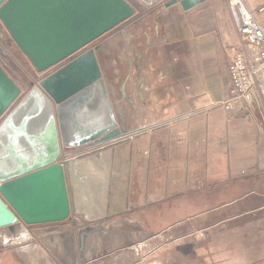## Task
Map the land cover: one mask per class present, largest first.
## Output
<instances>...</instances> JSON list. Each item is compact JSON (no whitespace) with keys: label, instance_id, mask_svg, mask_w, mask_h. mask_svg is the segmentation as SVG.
I'll list each match as a JSON object with an SVG mask.
<instances>
[{"label":"crops","instance_id":"obj_1","mask_svg":"<svg viewBox=\"0 0 264 264\" xmlns=\"http://www.w3.org/2000/svg\"><path fill=\"white\" fill-rule=\"evenodd\" d=\"M244 1L264 26V0ZM140 5L126 34L97 39L96 57L122 130L146 129L71 157L69 218L0 228L1 263L194 264L205 251L208 264H264V104L250 92L222 104L228 64L245 44L237 12L228 0L187 10L166 0L150 7L160 15L154 32ZM197 230L205 240L188 235ZM141 242L152 249L127 251Z\"/></svg>","mask_w":264,"mask_h":264},{"label":"water","instance_id":"obj_2","mask_svg":"<svg viewBox=\"0 0 264 264\" xmlns=\"http://www.w3.org/2000/svg\"><path fill=\"white\" fill-rule=\"evenodd\" d=\"M198 2L179 0L184 10ZM134 13L127 0H0V20L33 69L59 65L24 92L0 64V228L69 218L63 148L122 131L97 46H87Z\"/></svg>","mask_w":264,"mask_h":264},{"label":"built area","instance_id":"obj_3","mask_svg":"<svg viewBox=\"0 0 264 264\" xmlns=\"http://www.w3.org/2000/svg\"><path fill=\"white\" fill-rule=\"evenodd\" d=\"M228 4L237 12L239 18L238 31L245 39V44L231 58L228 64L230 78L229 97L222 104L225 109H230L233 101L244 99L249 92L252 93L257 102L264 104V26L253 16L244 0H228ZM0 25L4 27L1 20ZM0 54L4 55L5 53L1 52ZM145 129V127H140L125 130L114 137L93 140L85 145L72 147L74 148L73 156H83L120 141L133 140L136 135ZM65 154L63 159H69L67 153ZM75 219L78 220V225L84 224L82 219L76 217ZM199 235H202V231H199Z\"/></svg>","mask_w":264,"mask_h":264},{"label":"rangeland","instance_id":"obj_4","mask_svg":"<svg viewBox=\"0 0 264 264\" xmlns=\"http://www.w3.org/2000/svg\"><path fill=\"white\" fill-rule=\"evenodd\" d=\"M128 1L133 3L134 6L136 5L135 7H138L139 4H141L140 7H139V8H141V10L137 12V14H139L138 18H141L140 19L141 21H144L145 23L146 22L148 23V22H150V20H148V21H146V20L148 18H150L151 16L154 17L153 15H156V12H155L156 10L155 9H151L150 7L146 8V6L143 5L139 0H128ZM165 1L163 0V1L159 2L158 5H156V6H160L162 4V2H165ZM156 16L151 19L152 20L151 24L149 23V24L146 25L147 27L149 26L151 28V29L147 28L148 31H154L155 32L157 27L159 28L158 21H160V19H159L160 15H158V17H156ZM134 21L135 20H128V21H125V22L121 23L120 25H118L117 27L112 29L110 32H108V34H105V36H103V37H107V36L111 35L112 33H120L121 32V33L126 34V32H128V30H131L130 26H132ZM145 23L144 24L141 23V27H145ZM158 32H159V29H158ZM8 49H10V51L7 52L6 50H4V53H5L4 55L0 54L1 65H4L9 70V72L15 77L17 83L21 86L22 90L25 92L29 88L28 82H26V79H27L26 78V76H27L26 69L29 68L30 64L27 61V59L24 58L22 55H21V57L18 56L17 58L14 56V54H16V53L22 54L20 52V50L18 49V47L15 45L14 42L9 46ZM11 52L13 54L12 56L10 54ZM19 58H22V60H19ZM22 63H24V65L27 64L26 65V69H25V67H23ZM17 228H18V225L13 224V225H10L7 228H4V230H8L9 229L11 231H15V230H17ZM199 231H202V235H199ZM188 235L191 236V237H194L196 239H201V240L204 239L205 240L206 237H207V231H205V230H197L195 232H190ZM151 243H153V242H149L148 246H146L144 242H141L139 244L137 243L134 246L133 249H127V251L130 252V251H134V250H140L139 251L140 254L143 255V253L145 251L147 252L149 249H152V247H153L152 245L153 244L151 245ZM170 243H173V242H170ZM2 244L3 243L0 242V252H2L4 250L2 248L3 247ZM12 244H14V243H12ZM5 246H6V243H5ZM166 249H167V247H166ZM200 249H201V251L202 250H207V244L201 245ZM168 251H169V254H170L169 255V260H170V258L174 259V255L173 254L176 251L175 247L169 246L168 247ZM153 253H154V249L152 250L151 254H153ZM204 253H201L202 255H201L200 259H199V262H195L194 264H208V261H207L208 257L206 256L207 253L205 251H204ZM151 256H153V255H151ZM104 258H106V262H104V263H102L100 261H97L98 259L103 260ZM112 259H113V256L110 257V258L108 256L107 257L104 256L102 258H97L95 261H90L88 263L89 264H112V262H113V261L111 262ZM142 262H143V260H142ZM0 264H16V263L14 261H12V262L9 261L7 263H4V262L1 263V260H0ZM30 264H34V263H30ZM41 264H48V263L44 262V263H41ZM117 264H128V263L126 262V259H121V260H118ZM135 264H139V262H137ZM141 264H143V263H141ZM144 264H148V263L144 262ZM168 264H177V263L169 262ZM178 264H180V263H178ZM184 264H192V263L191 262H185Z\"/></svg>","mask_w":264,"mask_h":264},{"label":"flooded vegetation","instance_id":"obj_5","mask_svg":"<svg viewBox=\"0 0 264 264\" xmlns=\"http://www.w3.org/2000/svg\"><path fill=\"white\" fill-rule=\"evenodd\" d=\"M128 1V0H127ZM130 2V1H129ZM131 3V2H130ZM132 5H134L133 3H131ZM136 6V5H135ZM134 6V7H135ZM154 6V5H153ZM152 7V6H151ZM136 7H135V12H136ZM135 14V13H134ZM131 18V17H130ZM127 21V20H126ZM125 22V21H124ZM120 25V24H119ZM115 27H117V26H115ZM114 27V28H115ZM113 28V29H114ZM112 30V29H111ZM111 30H109V31H107L106 33H104L102 36H100V37H103V36H105V34H108V32H110ZM99 37V38H100ZM98 39V38H97ZM97 39L96 40H94L92 43H90L88 46H87V48H89V47H93V46H97V43H96V41H97ZM13 43V41H12V39H11V37L9 36V34L7 33V31L5 30V28L4 27H2L1 25H0V53L2 52L3 54H4V50H6L7 52L8 51H10V49H8L9 48V46L11 45ZM11 54V56L13 55L12 54V52L10 53ZM21 55L22 54H19V53H16V54H14V56L17 58L18 56H20L21 57ZM23 56V55H22ZM24 57V56H23ZM72 57H75L74 55L72 56ZM25 58V57H24ZM19 60H22V58H19ZM68 60V59H67ZM67 60H65L64 61V63L65 62H67ZM1 64V63H0ZM22 65H23V67H25V69H26V65L27 64H25L24 65V63H22ZM59 67V65H57V66H55V67H52V68H50V69H47L46 71H44V72H36L34 69H33V67L31 66V65H29V68L28 69H26V74H27V76H26V82H28V85H29V88L34 84V83H36L41 77H43V76H45V75H47V74H50V73H52L55 69H57ZM102 71V70H101ZM102 76H103V73H102ZM103 78H104V76H103ZM122 131H125V130H122ZM121 131V132H122ZM66 149V150H65ZM74 148H72V147H66V148H63V150H62V154H63V156H64V154L65 153H67V157H69V159H67L66 161H68V160H70V158L71 157H74L73 155H74V150H73ZM66 155V154H65ZM87 155V154H86Z\"/></svg>","mask_w":264,"mask_h":264},{"label":"bare ground","instance_id":"obj_6","mask_svg":"<svg viewBox=\"0 0 264 264\" xmlns=\"http://www.w3.org/2000/svg\"><path fill=\"white\" fill-rule=\"evenodd\" d=\"M133 15H134V14H133ZM133 15H132V16H133ZM132 16H131V17H132ZM128 19H129V18H128ZM128 19H127V20H128ZM125 21H126V20H125ZM122 23H123V22H122ZM120 24H121V23H120ZM118 25H119V24H118ZM118 25H117V26H118ZM64 148H66V147H64ZM61 157H63V154L61 155Z\"/></svg>","mask_w":264,"mask_h":264},{"label":"trees","instance_id":"obj_7","mask_svg":"<svg viewBox=\"0 0 264 264\" xmlns=\"http://www.w3.org/2000/svg\"><path fill=\"white\" fill-rule=\"evenodd\" d=\"M34 225V224H33Z\"/></svg>","mask_w":264,"mask_h":264}]
</instances>
